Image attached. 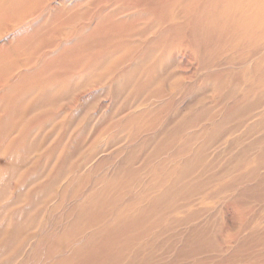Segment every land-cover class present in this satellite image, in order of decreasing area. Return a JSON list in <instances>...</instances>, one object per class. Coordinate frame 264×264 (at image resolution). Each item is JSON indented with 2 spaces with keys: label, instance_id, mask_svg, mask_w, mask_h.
I'll use <instances>...</instances> for the list:
<instances>
[{
  "label": "rangeland",
  "instance_id": "374dc122",
  "mask_svg": "<svg viewBox=\"0 0 264 264\" xmlns=\"http://www.w3.org/2000/svg\"><path fill=\"white\" fill-rule=\"evenodd\" d=\"M244 1L0 0V264H264Z\"/></svg>",
  "mask_w": 264,
  "mask_h": 264
},
{
  "label": "bare ground",
  "instance_id": "6f19581e",
  "mask_svg": "<svg viewBox=\"0 0 264 264\" xmlns=\"http://www.w3.org/2000/svg\"><path fill=\"white\" fill-rule=\"evenodd\" d=\"M253 2V0H251ZM250 1V2H251ZM255 2H257V4L255 6H252V2L251 3H247V0H245L243 3L241 4L242 8L240 5H235L234 3H230L229 6H231L232 8H234L235 11L240 12L241 14H237V15H233V16H223L222 12L219 14V18H215V20L217 22H222L223 20H220V17H222V19H224L226 22H232L235 21V25L237 27H241V26H245L247 29V24L248 25H255L258 28H264V0H254ZM218 4V3H217ZM216 4V5H217ZM237 7V8H236ZM229 9V8H228ZM232 10V9H231ZM235 14V13H234ZM207 22V21H206ZM209 25V24H208ZM215 25V24H214ZM225 27V26H223ZM217 28V27H216ZM218 29V28H217ZM264 30V29H262ZM217 39V38H216ZM178 48V47H177ZM191 59V58H189ZM247 55L244 56V59L241 60V62H239L240 64H247ZM241 66V65H240ZM232 67V66H231ZM238 67V66H237ZM183 68V67H182ZM185 70V69H184ZM223 72V71H222ZM180 73V72H179ZM179 75V74H178ZM233 75V74H232ZM174 77V76H173ZM231 77V76H230ZM243 77V76H242ZM221 81V79H220ZM236 87V86H234ZM259 88V87H258ZM219 89V88H218ZM159 91V90H158ZM215 91V90H214ZM211 92V91H210ZM200 93V92H199ZM209 93V92H208ZM235 93V92H234ZM155 94V93H154ZM230 95V94H228ZM156 96V95H155ZM158 96V95H157ZM206 96V95H205ZM242 97V96H241ZM197 97L195 101H198ZM202 99V98H200ZM203 100V99H202ZM237 102V101H236ZM264 102V101H263ZM204 111V110H203ZM129 116V115H128ZM183 119V118H182ZM181 121V120H180ZM128 158V157H127ZM142 165V164H141ZM127 171V169H126ZM138 177V176H137ZM136 178V177H135ZM131 181V180H130ZM165 185V184H164ZM129 186V185H128ZM129 188V187H128ZM141 197V196H140ZM148 197V196H147ZM152 197V196H151ZM143 198V197H142ZM144 199V198H143ZM126 201V200H125ZM133 209V208H132ZM148 213V212H147ZM148 216V215H147ZM109 221V220H108Z\"/></svg>",
  "mask_w": 264,
  "mask_h": 264
}]
</instances>
